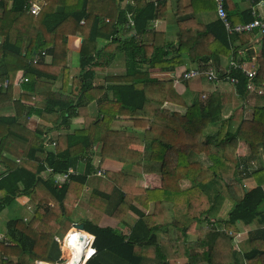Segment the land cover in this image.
Instances as JSON below:
<instances>
[{"label":"trees","instance_id":"16d2710c","mask_svg":"<svg viewBox=\"0 0 264 264\" xmlns=\"http://www.w3.org/2000/svg\"><path fill=\"white\" fill-rule=\"evenodd\" d=\"M33 1L0 0V79L9 81L0 88V213L19 196L34 204L30 217L7 221L0 264L56 262L55 235L79 223L95 236L87 264H264V94L248 89L264 84V35L230 31L215 0H38L32 14ZM259 4L225 0L227 20L249 23L262 14ZM185 7L192 10L175 13ZM165 15L177 27L174 38L155 28ZM72 35L81 38L75 74ZM209 61L221 68L210 92L185 82L179 93L175 80L151 73L204 69ZM232 61L252 63L255 79ZM114 66L120 74L98 81ZM20 71L28 81L14 99ZM118 120L134 128L115 127ZM97 150L117 163L103 176L93 163ZM69 168L78 174L59 187L54 176ZM69 239L74 254L79 236Z\"/></svg>","mask_w":264,"mask_h":264},{"label":"built area","instance_id":"2783aa9c","mask_svg":"<svg viewBox=\"0 0 264 264\" xmlns=\"http://www.w3.org/2000/svg\"><path fill=\"white\" fill-rule=\"evenodd\" d=\"M217 3V11L218 14L220 16V18H222L225 22H226V26L229 28L230 31H234L237 33H244V32H252L254 29H258L263 35H264V16L258 15V18H255V20L249 22V23H244V24H238L234 27L231 26V23L227 20V12L225 10V0H215ZM256 9V7H255ZM41 10V5L39 3L38 0H34L31 7H30V12L32 14H39ZM84 22V21H82ZM42 54L44 55L45 52L43 51ZM39 60V56L36 55L33 58V63H37ZM209 66H205L206 68L204 69H192V70H186L187 72H185L182 76H184L183 79L185 80H189V79H194L200 76H204V77H208L210 79V81H214L217 80L221 77V73L220 70L215 69V67H213L212 65L213 62L210 61L208 62ZM212 64V65H211ZM232 65H235L236 67H242L245 74L250 78V81H252V79H255L256 77V70L252 69V67H248L246 62H244L243 64H236L234 61L231 62ZM228 79H231V82H237L238 80L235 79L234 77H229V76H224ZM22 81H28V78L24 77L22 78ZM9 85V81L8 79L5 80H1L0 79V88H7ZM248 89L249 91L253 90L254 88H256V91H260V89H263L262 92L259 93V95H263L264 94V84L258 86L253 82H249L248 85ZM252 87V88H251ZM47 144L49 142V139L46 140ZM50 144H48L47 146H49ZM52 145H56V142H53ZM96 168H98V175H102L105 170L100 169L99 166H96ZM47 172H52V169H48ZM74 174H78V171H76L73 168H69V170L66 173H61V174H57L54 176L55 182L56 184L60 187L65 183H68L71 181V177ZM103 176V175H102ZM26 219V218H25ZM74 230L73 233H75L76 235L79 236V241L76 244V247L78 249V246L81 244V248L82 250H79L81 253L79 254V261L78 264H87V262L96 254V248L94 246V242H95V236L90 234L89 232H87L85 229H80L78 228V226H76V224H71L70 227L68 229H66L65 231H60L58 234L55 235V239L57 240L58 244H59V248L61 251V256L60 258L52 263V262H48L45 260H40L37 259L35 261V264H60V260L62 258V256L65 254V252L68 250L66 244L69 243L70 245H73L74 243L70 242L69 239V235H70V231ZM63 232V233H62ZM86 234V237H83V235ZM8 239V235L7 233H3L0 232V240H7ZM74 247V246H73ZM90 251V256L88 257L87 254ZM74 262H71L69 264H73Z\"/></svg>","mask_w":264,"mask_h":264},{"label":"rangeland","instance_id":"374dc122","mask_svg":"<svg viewBox=\"0 0 264 264\" xmlns=\"http://www.w3.org/2000/svg\"><path fill=\"white\" fill-rule=\"evenodd\" d=\"M161 7L164 8V5H162ZM257 8H259V10H261L262 12V15L264 16V6L262 4H259L257 6ZM164 12V11H163ZM116 14V12H115ZM80 45H81V40L80 39H77V40H74V35H72V37L69 39L68 41V48H69V51L70 50H73V49H76V50H80ZM75 60L72 59L73 61V65L76 64V67H78V60H79V56H78V53L75 54ZM227 60V59H226ZM210 62V61H209ZM213 62V61H212ZM225 63V61H224ZM224 63H221V66L224 67V68H227V63L224 64ZM214 65H212L213 67H215V69L217 68L218 70H221V68H219V66H217L215 63H213ZM247 66L248 67H251L252 66V63H247ZM200 66H204L203 64H200ZM205 66H209V64L207 63ZM120 68L119 66H114V67H110V70L108 71L107 69V73L110 75L113 74V75H116V74H120ZM187 66H182L180 68H176L174 71H169L167 73L165 72H162L160 69H157V68H154L151 70V73L154 75V76H157V77H169L173 80H175V84H176V88H177V91L179 93L182 92L183 89H185V82H194V87L197 89V90H200L201 86H202V83H206V84H212V81H210V79L207 77H204V76H200V77H197V78H194V79H189V80H185L183 79L184 76H182L185 72H187L186 69ZM216 69V70H217ZM256 70V69H255ZM114 72H117V73H114ZM22 76L24 78V75H23V72L20 71L18 74H16V77L17 76ZM200 81V82H197L196 81ZM226 90H229V92H231L233 89H232V86L230 84H224ZM249 88V87H248ZM252 88V87H251ZM203 90H206L207 89H203ZM263 89H260V91H256V88H254L253 90H251L249 93V96H252L253 94L257 93L259 94L260 92H262ZM234 98V97H233ZM252 101L253 99L250 100V105L252 104ZM234 103L236 104V100H234ZM250 105L247 107L246 109V112H251V107ZM166 106H168V108H171L172 110H175V111H180V112H184L185 110H183L182 108H178V107H174V105H170V104H167ZM172 106V107H171ZM240 119V116H237V118L234 119V125L236 126L238 123H239V120ZM80 121V120H79ZM82 125V121L77 125V126H80ZM115 127H122V128H126L129 130V128H134L133 127V122H130V121H122V120H118L117 122L114 123ZM233 125V126H234ZM98 152V155L95 156L94 158V161L93 163L95 164V166H99L100 169L102 170H108V168H113L117 165H114L113 163L110 164L109 161L107 160H103L101 159V155H100V151L97 150ZM109 162V163H107ZM255 163V162H254ZM106 166H105V165ZM116 164V163H115ZM258 162H256L254 165L257 166ZM122 167V166H121ZM120 167V168H121ZM116 169L119 170V168L116 167ZM125 170V169H124ZM125 171H128L129 172H133L131 169H127ZM133 177H136V176H133ZM137 178V177H136ZM141 182H142V178H141ZM147 182L146 181H143V184H146ZM147 186V185H146ZM22 199H29L26 195H23V196H19L17 197L11 204H9L1 213H0V232H3V233H6V223L9 219H20L22 217H30L33 213V210H34V204L28 200L27 202H22L21 200ZM85 200H87V198H84ZM230 203H226L224 208H223V215H226V212L228 211V209L230 208ZM135 219V216L133 214H129L126 218V220L128 221L129 224H132L133 221ZM112 221V220H111ZM66 226H69V225H66ZM247 229L248 228H243L242 231H240V233L236 236V242L239 241L240 239H243L245 236H246V232H247ZM62 231H65V227L64 229H60ZM199 232V227H197L196 225L192 226L189 230V233L191 234V237L192 238H196L197 236V233ZM63 233V232H62ZM58 234V233H57ZM91 234V233H90ZM69 254V253H68ZM78 261H79V255H75L72 259L71 262H74L73 264H78Z\"/></svg>","mask_w":264,"mask_h":264},{"label":"crops","instance_id":"0c3cea01","mask_svg":"<svg viewBox=\"0 0 264 264\" xmlns=\"http://www.w3.org/2000/svg\"><path fill=\"white\" fill-rule=\"evenodd\" d=\"M168 8H167V11H166V6L164 5V8L162 7V13H165L166 12V14L168 13V11H169V8H170V3H168ZM192 10V8L191 7H185L183 10H181V11H177V12H175V13H178V14H182V13H185V12H189V11H191ZM164 11V12H163ZM167 17V15H165L164 17H161V18H159V20H158V22H157V25H156V29L157 30H163V31H165L166 33H168V35L170 36V38H174V37H176V33H177V27H176V25H174L173 23L171 24L170 23V21L166 18ZM72 36H70L69 37V39L71 38ZM77 39H80L81 40V38L80 37H78L77 35H74V40H77ZM0 41H1V37H0ZM80 51V50H79ZM79 51L78 50H76V49H73V50H70V60H71V66H72V69H71V73H73V74H75L77 71H78V69H76L75 67H76V64H74L73 65V61H72V59H74L75 60V54L76 53H79ZM227 59V60H226ZM224 61H225V63H224ZM228 61H229V59L228 58H226V57H223L222 58V60H221V63H224V64H226V63H228ZM108 69V71L110 70V67L109 68H107ZM107 71V72H108ZM111 71V70H110ZM107 72H103V73H101L99 76H98V81H103V79H104V77L106 76V75H108V73ZM110 74V73H109ZM73 77V76H72ZM23 77L22 76H17L16 77V79H15V82H14V84H13V96H14V99H17V98H19L20 97V95L23 93V89H22V83H23V79H22ZM59 82V83H58ZM57 83H56V86L58 85H60V81H58ZM197 82H200V81H196V83ZM187 83H189V81L187 82ZM187 83H184L185 84V87H186V85H187ZM190 84V86L192 87V89H196L195 87H194V82H190L189 83ZM175 87H176V84H175ZM214 87H215V84H206V83H202V86H201V88H200V90H198V91H200V92H210V91H212L213 89H214ZM177 89V88H176ZM203 89H207V91L206 90H203ZM185 89H183L182 90V92L184 91ZM197 90V89H196ZM170 105H172V104H170ZM172 107V106H171ZM174 107H180V106H177V105H174ZM180 108H182V107H180ZM183 110H184V108H182ZM80 120V121H79ZM82 121V119L81 118H77V119H75L74 120V125L75 126H77L80 122ZM39 123V120H38V117L36 116V115H33L32 117H30L28 120H27V125H28V127H30V128H32V129H34L37 125H39L38 124ZM104 160H107V161H109L110 162V164H114V165H117V163L116 162H114L113 160H111V159H104ZM109 162H107V163H109ZM116 163V164H115ZM105 165V164H104ZM106 166V165H105ZM4 170V167L0 164V171H3ZM29 199H22L21 201L22 202H27ZM75 234V233H74ZM73 234V235H74ZM67 245H68V243H67ZM69 247V246H68ZM82 246H81V244L78 246V249L79 250H82V249H80ZM70 249V248H69ZM78 249H76L75 250V253L73 254V257L75 256V255H79L81 252L80 251H78ZM71 250V249H70ZM87 256L89 257L90 256V251L88 252V254H87ZM71 259H73V258H71ZM71 259H69V260H71ZM72 261V260H71ZM70 263V261L67 263V264H69Z\"/></svg>","mask_w":264,"mask_h":264},{"label":"bare ground","instance_id":"6f19581e","mask_svg":"<svg viewBox=\"0 0 264 264\" xmlns=\"http://www.w3.org/2000/svg\"><path fill=\"white\" fill-rule=\"evenodd\" d=\"M73 231H74V230H71V231H70V235H69V237H71V236L74 234ZM66 252H69V254H70L69 259H70V258H73V254H72V251H71L70 249H68ZM69 259L66 260V261H64V262H62V261L60 260V264H67L68 261H69Z\"/></svg>","mask_w":264,"mask_h":264},{"label":"water","instance_id":"95a60500","mask_svg":"<svg viewBox=\"0 0 264 264\" xmlns=\"http://www.w3.org/2000/svg\"><path fill=\"white\" fill-rule=\"evenodd\" d=\"M76 226H78V228L80 229H85V226L83 223L76 224Z\"/></svg>","mask_w":264,"mask_h":264}]
</instances>
